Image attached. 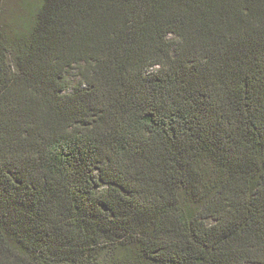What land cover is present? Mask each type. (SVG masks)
I'll list each match as a JSON object with an SVG mask.
<instances>
[{"label":"trees","instance_id":"trees-1","mask_svg":"<svg viewBox=\"0 0 264 264\" xmlns=\"http://www.w3.org/2000/svg\"><path fill=\"white\" fill-rule=\"evenodd\" d=\"M0 264H264V0H0Z\"/></svg>","mask_w":264,"mask_h":264},{"label":"rangeland","instance_id":"rangeland-1","mask_svg":"<svg viewBox=\"0 0 264 264\" xmlns=\"http://www.w3.org/2000/svg\"><path fill=\"white\" fill-rule=\"evenodd\" d=\"M68 82L72 85L74 83H76L77 81V77H76V73L75 71H72L69 75H68ZM107 255V253L104 254V257Z\"/></svg>","mask_w":264,"mask_h":264}]
</instances>
